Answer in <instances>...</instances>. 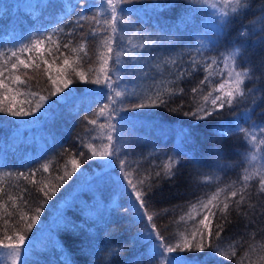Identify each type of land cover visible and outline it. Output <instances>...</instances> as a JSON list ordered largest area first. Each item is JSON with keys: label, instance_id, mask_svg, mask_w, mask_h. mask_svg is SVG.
<instances>
[{"label": "trees", "instance_id": "1", "mask_svg": "<svg viewBox=\"0 0 264 264\" xmlns=\"http://www.w3.org/2000/svg\"><path fill=\"white\" fill-rule=\"evenodd\" d=\"M94 2L99 0H89V4ZM244 2L245 9L232 17L223 32L218 28V13L194 0H131L122 5L125 23L120 27L125 31L117 33L113 45L109 63L112 88L124 93L128 103L148 104L149 97L155 99L157 94L166 101L135 113L140 119L130 121L124 129L122 153L126 151L127 156L122 158L135 170L134 180L136 173L140 178L152 174L150 212L157 229L171 244L192 240V232L203 227L198 223L203 211L199 201H206L222 188L225 191L219 199L223 201L230 191L241 187L244 169H251L253 163L251 155H256L254 163L264 172V144L259 143L264 140V132L259 131L264 127V0ZM72 4L75 0H0V52L10 53L24 44L42 41L39 51L33 48L18 53L22 59L32 58L29 68L18 65L0 77L6 85L0 88V108L34 106L39 98L32 93L47 97L46 104L57 101L63 93L49 95V75L70 77L74 93L72 103L55 105L54 118L49 115L30 122L31 116L12 117L0 112V240L17 230L31 237V255L26 258L30 264H65V257L69 264H162L159 256L151 260L157 242L143 238L145 224H137L124 210L128 194L118 188L120 170H101L87 189L83 185L88 180H80L84 177H79L81 174L89 177L100 169L102 161L90 158L91 149L100 148L102 131L116 121L106 120L107 111L103 119L97 115L111 100L99 94L101 86L84 83L72 73L73 68L86 75L99 72L100 52L104 50L101 36L107 35L92 37L91 29L97 27L92 20L82 21L80 27L81 9H72ZM129 36L131 44L144 47L116 64V48L132 50ZM237 50V68L249 70L243 85L245 97L204 118L191 115L199 107L211 111L212 97L207 102L204 97L209 92L216 96L214 89L231 72L232 61L227 57ZM5 58L0 57V68ZM65 59L68 65L63 64ZM17 75L24 84L11 83L10 78ZM205 77L208 79L201 84ZM230 88L226 83L223 91ZM121 99L124 97H116L111 107H119ZM94 118L97 126L88 123ZM237 125L255 135L257 142L253 144L250 135L240 132L221 135L224 129ZM103 140L107 142L106 137ZM73 159L80 164L75 171ZM168 163L172 174L164 168ZM44 165H48V172L43 171ZM65 172L71 177L61 181ZM105 172L108 175L99 179ZM156 172H160L159 177ZM76 181L75 185L83 187L73 194L75 201L60 205L71 195ZM53 188L57 191L45 202L41 189ZM243 194L245 201L239 205V195L227 201L230 208L227 221H220L224 225L221 238L211 241L212 248L234 251L235 255H216L212 264H264V194L259 192L258 178L248 182ZM38 205L42 206L43 223L37 222L28 232L20 216L31 215L28 210ZM118 205L122 206L119 211ZM216 211L213 227L221 215ZM70 227L75 231L67 230ZM208 243L206 238V249ZM183 254L205 255L196 248Z\"/></svg>", "mask_w": 264, "mask_h": 264}, {"label": "snow or ice", "instance_id": "2", "mask_svg": "<svg viewBox=\"0 0 264 264\" xmlns=\"http://www.w3.org/2000/svg\"><path fill=\"white\" fill-rule=\"evenodd\" d=\"M131 0H99V3L94 2L89 4V0H75V4L70 5L72 9L80 8L81 14L79 16L80 27H83L82 21L92 20L95 22L97 27L92 28L90 35L92 37L100 36L101 33H107V35L101 36L103 51L100 52V70L94 75H86L83 71L77 72L76 68L72 69V73L76 75L80 81L84 83H90L93 85L101 86L99 89V94H103L111 97V100L103 105L100 109L98 116H103L105 111L108 112L106 120L113 121L115 123H108L105 132L107 143L103 144L99 149H91L90 158H99L102 163L98 166L102 170H111L119 169L120 173L118 174V188L122 192L128 194V204L124 209L126 213L132 215L134 222L137 224H145L147 231L143 234V238L147 240H156L155 247L152 248L151 260L155 261L157 256L162 261V264H212L213 259L216 255H219L222 258H231L235 255V252L232 251L229 253L228 250H222L219 247L212 248L211 241L213 238L219 240L221 238V233L223 231L224 225L220 222L221 220L227 221V213L230 208L228 200L235 199L239 195V200H236V204L239 205L245 201L244 190L248 188V182L253 178H258V189L261 194H264V172H261L255 165L257 157L255 154L250 156L251 169H244L243 183L241 187L237 190H232L222 201L219 199L221 192H224L225 189H220V191L213 194L206 201H199L200 207L202 208L201 219L198 221L199 225H202V228L196 229L192 232V240L184 239L182 242L171 244L169 243L164 236L161 235L160 231L157 229V225L154 221V215L150 212L149 197L152 192L154 180L152 174L149 173L147 176L140 178L139 173H136L137 179H133V173L135 170H130V165L128 161L122 156H127V152L122 153V148L124 146V141L122 139L124 129L127 127L128 123L132 120L140 119V116L135 115V113L144 108L156 107L158 104H165L166 101L159 94L156 95L155 99L149 97V103L145 104L144 102L132 101L131 103L126 102V96L120 90H114L112 88L113 76L109 71V63L112 60V54L114 52L113 45L116 43V36L118 32L125 31L124 28H121L120 25L124 24V7L122 5L130 3ZM196 3L203 4L207 7H210L214 10V14L218 13V28L220 32H223L232 22V17L239 15L247 6L244 0H194ZM167 7V5H164ZM95 10V11H94ZM89 13H94L91 16ZM71 35V34H70ZM89 34H85L87 36ZM243 35V33H242ZM51 39V36H49ZM129 44L131 45V51H121V49L116 48V59L115 63L120 64L122 62V57L124 56H135L137 48H143L144 45H134L131 44L132 37L129 36ZM42 41H36L31 44H24L17 50H11L10 53L0 52V57H6L4 59V66L0 68V77H4L5 71H8L9 68L12 70L17 69L18 65L23 66L25 69L30 67L32 58L29 56L28 59H22L21 55L25 52L32 51L35 48L37 51L40 50V44ZM264 43V41H262ZM69 45L65 43L64 47L67 48ZM81 52H84L83 46L80 48ZM87 56V53H84ZM239 54L238 50L229 54L227 57L228 60H231L230 65L231 72L228 74L227 79L224 82L219 84V87L214 89L217 92H222V95L212 96V93L209 92L207 96L204 97L205 102L208 101L209 97L211 99V111L207 107H199L191 115L196 118H204L207 115H211L212 111H218L223 109L225 105L232 106L233 102H239L240 99L245 97V80L249 78V70L247 69H238L235 61V57ZM14 58V59H13ZM47 64V61H44ZM68 59L63 61L64 65H68ZM212 63L215 64V59L212 60ZM39 67V65H36ZM50 68L51 65H48ZM211 67V64L208 65ZM205 71L208 69L205 68ZM91 72V70H89ZM57 72H61L60 69H57ZM223 75V73H221ZM183 76V73H181ZM11 83H20L24 84L25 81L20 79V76L11 77ZM208 78L205 77L200 83L204 84ZM48 81L50 82L49 95H57L63 93V95L58 96L57 101H54L52 104H46L47 97L44 95H39L38 93H32L31 95L37 96L39 102L34 106H29L27 109L21 107L19 109H13L11 107L4 109L0 108V112H6L7 115L12 117H28L31 116L32 120L30 122H35L39 118H47L49 115L53 118L55 117V105L64 104L68 105L72 103L74 93L70 89V84L72 80L67 75L58 76L53 78L51 75L48 76ZM230 84L231 88L224 92L225 84ZM5 82L3 79H0V88H5ZM68 89V91H65ZM107 89V91H104ZM11 90V89H9ZM92 91V90H88ZM193 93L197 89L192 90ZM173 93H169L172 95ZM134 95V93H133ZM116 97H124L121 99L119 107H111V104L115 102ZM158 102V103H157ZM43 109V111H41ZM127 113L126 115H120V113ZM39 113V117L37 116ZM203 114V115H201ZM188 115V113H186ZM251 119L250 116L246 117ZM123 121V123H122ZM89 124L97 126V119H91L88 121ZM101 129L105 128V125H98ZM119 126V127H118ZM260 132H264V127L259 129ZM240 132L245 133L246 136L250 134L247 130L240 126L228 127L221 132V135H231L233 133ZM250 141L255 144L257 142V137L255 135H250ZM259 143L264 144V140L259 141ZM91 148V146L89 145ZM73 171L80 168V164L77 160L73 159L71 161ZM164 168L167 170L168 174H172L171 163L165 164ZM43 171L48 172V165L43 166ZM105 172L99 179H103L104 176H107ZM156 177L160 176V172L155 173ZM71 173L65 172L64 176L59 179L63 181L65 178H70ZM57 191L56 188L51 189V191H44L43 200L46 202L51 199V197ZM222 205V207H221ZM122 206H117V210ZM220 212L219 219L215 222V227H213L212 218L217 216V211ZM31 215L27 213L20 216V220L26 223V231L30 232L34 227L37 226V222L41 224L43 221L40 219V214L42 211V206H36L34 209H29ZM7 223V221H6ZM67 230L75 231L74 228L70 227ZM199 237V239H197ZM208 240V247L206 249L205 240ZM195 241V243H193ZM31 237L25 235L24 232L17 230L14 235L5 236L4 239L0 240V249H8V259H10L11 264H30L26 259L31 255L30 252ZM232 247V246H230ZM192 248L198 249L200 252H204L203 256H190L183 254L187 250ZM65 264H69L67 257H65Z\"/></svg>", "mask_w": 264, "mask_h": 264}, {"label": "rangeland", "instance_id": "3", "mask_svg": "<svg viewBox=\"0 0 264 264\" xmlns=\"http://www.w3.org/2000/svg\"><path fill=\"white\" fill-rule=\"evenodd\" d=\"M222 93V92H221ZM216 95H220V92H216ZM104 118V115H103V117H102V119ZM106 118V117H105ZM101 121H103V120H101ZM106 136H105V133H103V131H102V139L99 141V144H100V147H102V145L103 144H106L107 142H105V140H103L104 138H105ZM97 149H99V148H97ZM98 158V157H97ZM99 159V158H98ZM100 160V159H99ZM101 161V160H100ZM100 163H102V162H100ZM101 168L100 169H98V170H96V171H93L92 172V174H91V176H89L88 177V175L87 174H81L79 177H82V176H84V177H82L80 180H88L83 186H82V184L81 185H79V184H77V185H75L76 183H78L79 181H76L75 183H74V186H73V191H72V193H71V195L69 194L68 195V198L66 199V201L63 203H60V205H65L66 204V202H69V201H71L72 200V202H74L75 201V197H74V199H73V194H75V192H77V191H79L82 187L84 188V189H87L89 186H90V184L91 183H93V181H94V177L95 176H97L100 172H101ZM76 195V194H75ZM78 202H79V200H78ZM60 209V208H59ZM54 226V223H52L51 225H50V227L48 228V229H50V230H52V227ZM43 233H46V232H44L43 231ZM40 243V240H38L37 242H36V244L35 245H33V247L34 246H36L37 244H39ZM10 250H8V249H0V264H11V261H10V259H8V252H9Z\"/></svg>", "mask_w": 264, "mask_h": 264}]
</instances>
